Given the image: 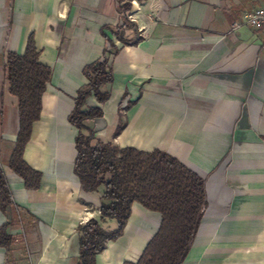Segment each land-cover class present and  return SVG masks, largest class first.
Instances as JSON below:
<instances>
[{
	"label": "crops",
	"instance_id": "crops-1",
	"mask_svg": "<svg viewBox=\"0 0 264 264\" xmlns=\"http://www.w3.org/2000/svg\"><path fill=\"white\" fill-rule=\"evenodd\" d=\"M131 2L129 18L134 27L125 29L124 36L131 38L136 30L143 40L124 47L115 40L120 52L110 57L113 83L105 86L110 97L104 109L101 105L103 122L96 119L89 125L95 127L97 136L108 132L117 145L169 152L205 177L207 185L214 175L224 172V159H229L230 151L237 154L234 162L249 166V171L237 186L240 191L234 196L233 211L262 216L247 220L244 235L235 230L241 228L239 222L229 225L233 237H224L227 224L215 231L208 247L212 251L232 248L228 257L209 264H258L264 255V25L258 29L246 25L235 28L234 22L244 12L264 6V0ZM117 6L118 0H0V111L5 116L0 138L10 122L16 125L15 135L17 132L15 101L3 81L5 55L8 51L22 53L32 33L39 61L51 67L52 76L42 96L40 119L34 123L27 145L34 136L42 139L39 136L46 133L44 126L53 119L45 117V110L53 108L57 130L65 131L66 136L58 141L53 134L51 146L57 148L56 158L63 162L67 155L62 148L71 147L73 166L77 131L67 116L77 89L85 83L83 65L99 58L105 47L101 28L119 23ZM124 92L137 101L123 111L125 127L113 138L117 105ZM162 96L169 97L171 103L151 108L149 101ZM42 120L50 122L44 121L37 134V124ZM65 125L69 130H64ZM217 178L214 184L219 183ZM40 188L24 189L36 196ZM210 192H217L216 185ZM139 207L134 205L132 213ZM128 223L124 234L111 241L125 246V261L137 258L154 234L143 230L128 240ZM43 232L47 234V228ZM203 249L201 243L191 246L182 264H191Z\"/></svg>",
	"mask_w": 264,
	"mask_h": 264
},
{
	"label": "trees",
	"instance_id": "trees-1",
	"mask_svg": "<svg viewBox=\"0 0 264 264\" xmlns=\"http://www.w3.org/2000/svg\"><path fill=\"white\" fill-rule=\"evenodd\" d=\"M132 0H118L119 23L104 25L101 35L105 47L101 56L83 65L81 74L85 83L73 97V108L67 121L76 129L75 156L72 173L77 177L83 193L102 189L98 206L99 217L90 218L77 226V264H97L100 255L111 241L124 234L134 205L159 215L158 228L143 247L135 261L121 264H182L201 226L208 206V189L205 177L189 168L181 159L161 149L150 151L132 146H120L97 136L90 121L103 118V105L110 97L105 88L113 83L111 56L121 46H136L142 36L135 30L131 38L124 30L134 27L129 14ZM142 2L143 0H138ZM4 87L15 101L17 132L13 147L6 159L0 161V213L6 220L0 224V248L6 261L12 260L15 246L22 234L9 228L24 225L19 204L13 198L3 166L20 178L26 190L40 188L43 173L24 160V151L32 134L33 125L40 119L42 96L52 76V69L39 61V50L31 33L22 53L8 51L3 64ZM124 92L117 105V123L112 137L125 127L123 111L135 103ZM5 116L0 111V125ZM112 223V228L103 224Z\"/></svg>",
	"mask_w": 264,
	"mask_h": 264
},
{
	"label": "rangeland",
	"instance_id": "rangeland-1",
	"mask_svg": "<svg viewBox=\"0 0 264 264\" xmlns=\"http://www.w3.org/2000/svg\"><path fill=\"white\" fill-rule=\"evenodd\" d=\"M149 103L151 104L150 107L155 109L157 106L163 108L167 104L169 105L171 101L169 97L162 96L161 98L157 97V100L151 99ZM104 107L105 105H103V109ZM45 117L53 118L50 125H45V122H50L49 120H44L45 122L42 120L40 125L37 124L35 133H40L41 128H43L41 124L43 123L46 133L39 136V139L42 138L40 141L37 139L38 135L37 137L34 136L33 140L27 145L24 155L25 160L31 166L43 172L44 178L39 192L40 195L32 196L31 193H27L22 180L11 175L10 171L3 166L13 197L20 206L21 218L27 230L23 231L19 224L9 228L12 233L22 234L23 239L15 246L12 260L8 262L6 261V253L3 249H0V264H77V226L90 218L98 219L99 217L98 206L102 189L91 194H85L79 189L77 179L71 173V147L62 148V153L67 155L65 162H63L57 160L58 150L51 146L54 138L53 134H56V140L64 141L65 131L57 130L53 108L45 110ZM104 117H109V113L106 114L105 110ZM102 122L103 118L99 123L102 124ZM69 128L68 125H65L64 130H69ZM15 131L16 125L10 122V126L3 132V138H0V161L6 159L10 154ZM98 134L103 139H111L108 132ZM111 140L113 141V139ZM229 155V159H224L227 161L224 172L214 175L207 185L209 192L208 206L192 244L194 247L201 243L205 246V249L191 264L218 263L220 259L228 257L232 247L227 246L222 251H212L208 247L212 237L216 234L215 231L219 230L223 224L228 225V231L224 232V237H233L230 230L232 227H229V225L234 226L237 222H239L241 228H235V230L240 229L237 232L241 231L244 235L247 231L244 229L247 220L262 216V213H242L241 215L234 213L233 199L240 191L237 186L248 174L249 166L245 168L243 164L234 162L237 154L234 155L233 151H230ZM215 177H218V184H214ZM215 185L217 192L212 194L210 191ZM241 185H244V183ZM86 213L91 216L86 215ZM5 220L6 216L0 213V224ZM159 221L158 214L146 211L142 207L136 208L128 223L126 238L128 240L133 239L135 235L143 230L155 233ZM103 227L106 229L112 228L113 224L106 223L103 224ZM43 228H47V234H44ZM124 247L120 243L109 242L104 252L97 257V264H121L125 261L122 257ZM136 259L133 258L131 261ZM258 264H264V255L260 257Z\"/></svg>",
	"mask_w": 264,
	"mask_h": 264
},
{
	"label": "built area",
	"instance_id": "built-area-1",
	"mask_svg": "<svg viewBox=\"0 0 264 264\" xmlns=\"http://www.w3.org/2000/svg\"><path fill=\"white\" fill-rule=\"evenodd\" d=\"M246 25L252 28H261L264 25V6L256 7L244 12L238 21L234 22V27Z\"/></svg>",
	"mask_w": 264,
	"mask_h": 264
}]
</instances>
